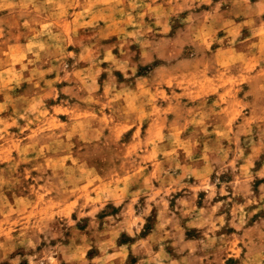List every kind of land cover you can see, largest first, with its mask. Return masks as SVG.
I'll list each match as a JSON object with an SVG mask.
<instances>
[{
  "label": "rangeland",
  "instance_id": "obj_1",
  "mask_svg": "<svg viewBox=\"0 0 264 264\" xmlns=\"http://www.w3.org/2000/svg\"><path fill=\"white\" fill-rule=\"evenodd\" d=\"M0 264H264V0H0Z\"/></svg>",
  "mask_w": 264,
  "mask_h": 264
}]
</instances>
